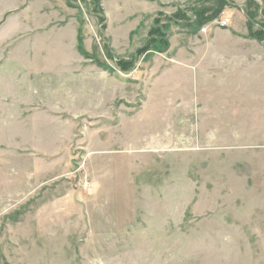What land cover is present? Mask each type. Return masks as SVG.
<instances>
[{
  "label": "rangeland",
  "instance_id": "obj_1",
  "mask_svg": "<svg viewBox=\"0 0 264 264\" xmlns=\"http://www.w3.org/2000/svg\"><path fill=\"white\" fill-rule=\"evenodd\" d=\"M144 1L0 0V264H264V34Z\"/></svg>",
  "mask_w": 264,
  "mask_h": 264
},
{
  "label": "trees",
  "instance_id": "obj_2",
  "mask_svg": "<svg viewBox=\"0 0 264 264\" xmlns=\"http://www.w3.org/2000/svg\"><path fill=\"white\" fill-rule=\"evenodd\" d=\"M203 1L206 2L208 0H200L199 2H203ZM214 1L218 3V7H221L222 5L224 6L225 4H233L238 6L231 0H214ZM196 3L192 5H187V7L192 9L191 10L192 13H188L186 6L179 7V10L176 13L171 14V18L178 22H185L187 23V25L190 24L193 25L196 22L198 23L199 21H205L213 18L218 14L220 10L217 8L214 9L211 14H206L207 10L201 8L197 9V7H195V5H197ZM250 7L252 9H249ZM241 8L243 9L247 17V23L249 28L256 26V29L253 28L250 29V34L257 36V38H260V35L264 34V0H246L245 4L242 5ZM256 16H259V19H256ZM168 27L169 26L167 24L159 22L157 18L154 19V22L150 27L148 33L149 37L151 38L150 41H153L155 44L160 43L161 44V45L159 44L160 50L161 49L164 50L167 48L168 41H167V37L165 36L168 30H170ZM76 32H77V43H76L77 49L81 54L87 55V53L83 48V44H81L82 40L80 39L79 36V30ZM115 63L119 70L127 72L132 68L134 64V59L125 60V61L122 59L121 60L116 59Z\"/></svg>",
  "mask_w": 264,
  "mask_h": 264
},
{
  "label": "crops",
  "instance_id": "obj_3",
  "mask_svg": "<svg viewBox=\"0 0 264 264\" xmlns=\"http://www.w3.org/2000/svg\"><path fill=\"white\" fill-rule=\"evenodd\" d=\"M186 0H145L144 2V6H145V9L148 11V12H145L144 11V13H151V12H155V11H158V10H160L161 9V7L164 5V4H167V3H170V2H173V3H176V2H185ZM232 1V0H231ZM233 2L235 3V4H237L238 6H240V11L239 10H234V15H235V13L236 12H238V18H239V21H240V23H241V20H242V18L243 19H245L246 20V15H245V13H244V11H243V9L241 8V6L243 5V3L245 2V0H233ZM240 12H241V14H240ZM246 22V21H245ZM233 25H234V23H232ZM236 27H237V25H235ZM239 42V44L238 45H240L239 47H242L243 46V44H244V41H238ZM243 48H241V50H242ZM208 58H212L211 56H209V55H207V59ZM213 60L212 61H214V60H216V59H214V58H212ZM153 60L154 61H152V65H154L155 64V67L153 68V67H151L152 69H156V66L157 65H164V63H166V62H168L167 63V65L168 64H170V65H172V66H166L164 69H163V71H162V73L164 72V75L165 74H175L177 71H184V70H187V72H193V69L191 68V66L194 64V62H196V60H198V59H195V58H188V59H183V58H172V60L171 61H164V62H162V61H160V57H154L153 58ZM159 60V61H158ZM200 64V65H199ZM198 66L199 67H195V69H194V73L198 70V69H203V68H208L207 66H204V65H202L201 64V62L200 61H198ZM210 67H209V69H214V65H209ZM213 66V67H212ZM161 67H158V69H160ZM215 69H218L217 67H215ZM219 72V71H218Z\"/></svg>",
  "mask_w": 264,
  "mask_h": 264
},
{
  "label": "built area",
  "instance_id": "obj_4",
  "mask_svg": "<svg viewBox=\"0 0 264 264\" xmlns=\"http://www.w3.org/2000/svg\"><path fill=\"white\" fill-rule=\"evenodd\" d=\"M214 20H216L219 24H227V22H228V18H220V19H218V18H215ZM202 29H204V27H202Z\"/></svg>",
  "mask_w": 264,
  "mask_h": 264
}]
</instances>
